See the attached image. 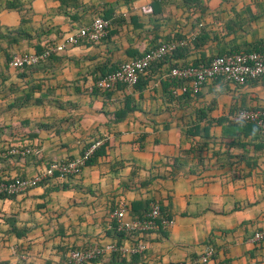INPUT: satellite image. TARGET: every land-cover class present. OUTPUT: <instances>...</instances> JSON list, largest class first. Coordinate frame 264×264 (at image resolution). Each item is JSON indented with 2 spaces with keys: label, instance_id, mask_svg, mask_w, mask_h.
<instances>
[{
  "label": "crops",
  "instance_id": "obj_1",
  "mask_svg": "<svg viewBox=\"0 0 264 264\" xmlns=\"http://www.w3.org/2000/svg\"><path fill=\"white\" fill-rule=\"evenodd\" d=\"M94 16L109 21L99 42L65 43L28 68L7 64ZM165 40L183 44L134 85L92 91L97 77ZM255 49L264 54V0H0V177H33L101 141L77 174L0 196V264H63L71 248L137 240L139 253L86 264H203L206 245L204 264H264V239L250 240L264 226V132L234 117L264 103V79L208 80L185 96L168 77L172 66ZM203 141L199 166L186 151ZM151 201L171 218L167 228L111 230L119 202L129 218Z\"/></svg>",
  "mask_w": 264,
  "mask_h": 264
},
{
  "label": "built area",
  "instance_id": "obj_2",
  "mask_svg": "<svg viewBox=\"0 0 264 264\" xmlns=\"http://www.w3.org/2000/svg\"><path fill=\"white\" fill-rule=\"evenodd\" d=\"M108 26L109 21L107 19L101 16H94L88 25L76 27L61 42L47 45L40 53L26 51L14 53L8 59L7 64L13 68L31 66L46 59L52 53L61 51L65 43H97L106 35ZM182 44L183 42L181 41H162L143 52L140 56L123 61L113 70L96 78L91 88L110 90L118 83L134 85L138 76L143 74L153 62L161 60ZM168 76L180 81L174 89L182 93L188 92L191 95H195L201 85L208 80L222 79L241 85L248 81L264 79V54L251 50L215 55L206 61L172 66L168 69ZM234 117L238 121L251 123L260 132H264V103L255 107L241 108L235 112ZM100 144L101 141L96 140L70 159L52 160L40 173L33 177L12 176L0 179V195H16L26 191L39 183L42 177L45 176H69L77 174ZM31 150L27 147L21 149L12 147L9 149V153L25 154ZM125 211L126 204L119 202L112 212L115 231L122 232L123 236H131L135 233H143L159 228L165 229L172 223L171 218L161 215L159 204L156 201H151L144 212L131 215L129 218H125ZM263 239L264 226L256 229L250 237L252 242H259ZM143 248L144 245L138 240L130 244L113 241L82 248H71L68 250L63 264H86L105 253L129 255L139 253ZM212 252L213 248L210 245H206L198 256V261L203 264L206 263ZM193 262L191 260H174L153 264H193Z\"/></svg>",
  "mask_w": 264,
  "mask_h": 264
},
{
  "label": "trees",
  "instance_id": "obj_3",
  "mask_svg": "<svg viewBox=\"0 0 264 264\" xmlns=\"http://www.w3.org/2000/svg\"><path fill=\"white\" fill-rule=\"evenodd\" d=\"M5 7H7V8H17L18 7V5L17 4H14L12 1H9V2H7L5 5H4ZM26 21V19L24 18V17H22L21 18V21H20V23L22 24V23H24ZM256 51H258L257 49H255ZM244 51H251V50H244ZM232 52V51H231ZM226 53H229V52H226ZM171 54V53H170ZM223 54H225V53H223ZM169 55V54H168ZM216 55H222V54H216ZM167 56V55H166ZM166 56L164 57V58H166ZM215 56V55H214ZM213 57V56H212ZM10 58V57H9ZM164 58H162L161 60H163ZM211 58V57H210ZM161 60H159V61H161ZM159 61H157V62H159ZM153 63H155V62H153ZM152 63V64H153ZM33 65H31V66H23V67H21V68H28V67H32ZM140 76V75H139ZM139 76H138V78H139ZM100 77V76H99ZM169 77V76H168ZM98 78V77H97ZM169 79H170V82H171V85L172 86H177L179 83H180V81H178V80H175V79H173V78H170L169 77ZM138 80V79H137ZM137 82V81H136ZM92 89V91L93 90H98L97 88H95V87H92L91 88ZM185 96H187L189 93L188 92H184L183 93ZM190 95V94H189ZM252 125V124H251ZM253 127H254V125H252ZM207 136L206 135H204L203 136V138H206ZM203 145H206V141H203L202 143H195V146H191V147H189L188 149H187V151L186 152H188V153H191L192 154V158H194L195 159V164L197 165V164H200L199 166H204V164L202 163L203 162V158H202V156H201V151H202V149H203ZM100 146V145H99ZM98 146V147H99ZM101 153V148L99 149V150H94V152H93V154L92 155H96V154H100ZM91 158V157H90ZM90 158L87 160V162L86 163H88L89 161H90ZM177 161V159L175 158L174 159V162H176ZM18 177H23V176H18ZM7 177H0V179H6ZM1 197H8V196H13V195H0ZM147 208H148V203H147V205H146V207L142 210V212H144L145 210H147ZM160 208V207H159ZM160 213H161V215H163V216H165L164 215V213H162V211H161V209H160ZM165 217H168V216H165ZM110 228H111V230L114 232V233H116V234H118V235H120V236H123L124 234L122 233V232H116L115 231V226H114V221L111 223V226H110ZM121 256H123V255H121Z\"/></svg>",
  "mask_w": 264,
  "mask_h": 264
}]
</instances>
